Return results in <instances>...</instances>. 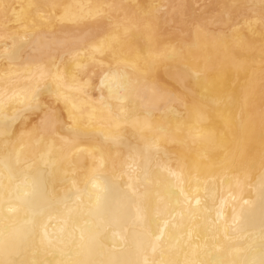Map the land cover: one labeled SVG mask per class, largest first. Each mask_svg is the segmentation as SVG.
Masks as SVG:
<instances>
[{"label":"bare ground","instance_id":"obj_1","mask_svg":"<svg viewBox=\"0 0 264 264\" xmlns=\"http://www.w3.org/2000/svg\"><path fill=\"white\" fill-rule=\"evenodd\" d=\"M260 2L0 0V233L7 225L26 238L21 259L42 264H66L68 260L134 264L142 260L136 252L139 230L123 214L107 210L97 214V196L99 207L107 209L121 193L143 192L146 188L155 191L158 185L174 182L169 169L179 171V158L190 165L191 176L189 170L184 171L183 186L194 213L187 215V204L176 209L178 222L180 214H184L179 232L184 244L183 250L173 253L172 258L203 264H260L264 260V200L260 196L264 174V61ZM5 4L13 6L7 19ZM108 4L138 6L134 10L141 13L151 5L183 6L179 10L152 8L154 16L161 17L159 36L130 35L129 47L119 65L134 79L148 78L158 85L153 101L157 106L169 98L172 103L155 108L150 116L141 114L143 109L137 107L136 117L119 124L99 102L102 93L108 94L106 84L102 83L110 67L107 60H93L89 56L78 69L71 56L64 59L63 54H53L56 62L52 64V56L30 46L37 31L56 32L69 38L82 36L83 25L104 13L98 6ZM36 5L46 7L36 12ZM221 14L224 23L220 28L229 33L235 30L237 36L227 43L209 44L193 29L189 42L192 46H186L179 59L168 58L173 52L171 37L179 29L187 32L192 19H210ZM135 31L133 25L130 32ZM14 43L18 46L17 57L10 61ZM84 52L80 49L81 58ZM45 65L53 73L58 68L62 77L65 65L70 67L65 80L57 83L51 78L41 79L40 69ZM111 68L116 69L117 64L113 62ZM197 72L203 73L199 84L195 79ZM212 81L216 86L205 100L200 85ZM38 82L40 88L50 89L43 93V102L63 124V131L44 133L43 140L37 135L36 125L44 113L21 111L24 93L35 89ZM81 83H86L87 95L79 90ZM112 104L119 106L115 100ZM70 123L88 128L100 136V142L78 143L75 147L66 143L68 137L64 133ZM112 137L118 140L113 142ZM154 140L159 144L158 153L152 148ZM6 156L12 162L11 172L4 168ZM41 171L44 182L34 188ZM6 199L12 211L5 206ZM36 221L43 226L33 247V241L27 237ZM160 223L163 227V221ZM45 232L49 235L41 244ZM165 232L167 239V234L177 233V229L170 224Z\"/></svg>","mask_w":264,"mask_h":264},{"label":"snow or ice","instance_id":"obj_2","mask_svg":"<svg viewBox=\"0 0 264 264\" xmlns=\"http://www.w3.org/2000/svg\"><path fill=\"white\" fill-rule=\"evenodd\" d=\"M36 12H40L45 5L34 6ZM104 10V13L94 19L91 23H86L80 29L83 33L82 36L69 38L67 35H60L56 32L37 31L33 34L30 46L32 49L41 53H45L48 56H52L51 63L55 64V56L63 54V58L73 57V62L77 64L78 69L83 67L85 61L91 56L93 60L99 58L107 60L109 64V70L105 75L102 83L106 84L108 88V94L105 96L103 93L100 96V105L107 109L108 115L112 120L119 124L121 121L127 122L132 120L138 115L136 108L143 109L141 114L150 116L152 111L159 107L165 108L168 104L172 103V99L162 101L158 106L153 102L155 99V93L159 91L158 85L148 78L141 79L139 77L133 78L126 68H120V62L125 56V52L129 47V36L139 35L141 38L145 34L150 35L153 38L159 36V24L161 17L154 16L151 9L155 8L158 11L161 8L165 10L168 7H172L176 10L182 8V5H151L142 9L141 12H137L134 9L138 6H127L122 4H108L98 6ZM249 7H255L250 5ZM261 11L259 16L260 25V39L261 43V60L264 61V0H261L259 5ZM5 18L7 19V13L9 8H13L11 5H3ZM227 9L228 6H225ZM15 14V12H14ZM176 13L173 14L175 20ZM167 22V17H163ZM229 21L231 20V13L228 14ZM187 22V21H186ZM251 21L249 20V23ZM23 23V21H22ZM224 23L223 14L211 17L210 19H192L191 26L185 32L183 28L179 29L171 37L173 44V52L169 55V59H179L186 46L191 47L189 43L192 39L193 29L196 31L197 36L201 37L209 44L227 43L232 37L237 36L238 33L233 30L229 33L220 28V25ZM239 24V21L236 22ZM135 25V32H130V29ZM232 27L231 24L228 25ZM255 36V30H253V37ZM23 47V45L19 46ZM85 49L84 56L81 58L80 49ZM18 46L14 43L13 48L9 55L10 61H15L17 57ZM55 54V56H53ZM115 62L117 64L116 69H112L111 65ZM69 65H65V76L62 77L59 69L53 73L51 69L45 65L40 69L41 79L51 78L55 82L59 83L61 80H65ZM202 72L195 73V79L198 84L202 77ZM81 80L83 78L81 77ZM215 81L205 82L200 85L204 89L202 96L205 100L208 99V94L212 88H214ZM79 90L87 95L86 83L78 85ZM50 91V89H42L39 86V82L35 89H30L24 93V99L21 103V111H35L37 114L43 112L44 116L41 118L40 123L36 125L37 135L44 137V133L51 134L56 131H63V124L61 118L54 112L48 110V105L43 102V93ZM7 94H5L6 96ZM57 98H59V92H57ZM118 102L119 106L116 107L112 104V101ZM126 101L128 102L126 104ZM6 102V101H5ZM222 102V101H221ZM261 112V138L264 139V105ZM19 114V113H18ZM71 119V114H70ZM243 115L241 121L243 122ZM163 131V129H161ZM68 137L66 143L75 147L78 143L100 142V136L90 131L88 128H81L69 124L67 132L64 133ZM113 142L118 140L117 137H112ZM152 148L158 153L159 144L154 140ZM177 169L174 171L169 169V174L174 178L173 181H169L162 186H157L155 191L151 189H145L143 192L132 191L131 193H121L116 199L108 206L107 209L99 207V196H97V214L102 215L106 210L112 213L123 214L127 216L136 229L139 230V234L136 239V252L142 256V260H137L134 264H203V262L189 261L172 258V254L178 251H182L181 245L184 244V238L179 232L182 231V221L184 214H180V221H177L176 209L181 207L182 204L189 206L187 215L191 216L194 210L191 209V201L185 194L184 183V171L189 170V176H191L190 165L187 160H176ZM4 168L6 171L11 172L12 162L11 159L6 156L4 161ZM261 168L264 169V157L261 159ZM44 182V173L41 171L38 174V179L34 181V188L40 187ZM99 188V185H95ZM9 195V189L5 187V197ZM260 196L264 200V174L261 175L260 180ZM183 197V200L181 199ZM154 204V207H153ZM196 204L199 205L200 201L197 200ZM5 206L9 207V211L13 209L9 206L7 199L5 200ZM161 221H163V227H161ZM177 229V233L167 234L165 229L169 225ZM43 225L36 221L32 224L29 236L27 239L33 241V247H36L34 241L39 236V228ZM155 226V227H153ZM48 233L45 232L41 237V244L45 242V238L48 237ZM83 240V234L81 235ZM51 244V241H48ZM73 243L75 241L73 240ZM26 238L22 237L18 230H10L6 225L3 233H0V254L3 258L0 259V264H42V262L36 260L21 259L26 251ZM157 255L159 258L157 259ZM66 264H95L94 261H73L68 260ZM213 264H220L219 261H214ZM260 264H264V260L260 261Z\"/></svg>","mask_w":264,"mask_h":264}]
</instances>
